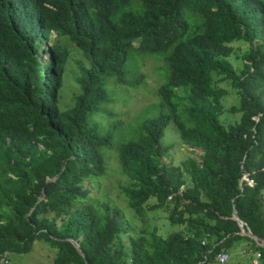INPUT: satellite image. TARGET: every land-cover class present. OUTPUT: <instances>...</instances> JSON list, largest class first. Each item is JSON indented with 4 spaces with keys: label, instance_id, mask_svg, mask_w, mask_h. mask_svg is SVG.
<instances>
[{
    "label": "trees",
    "instance_id": "1",
    "mask_svg": "<svg viewBox=\"0 0 264 264\" xmlns=\"http://www.w3.org/2000/svg\"><path fill=\"white\" fill-rule=\"evenodd\" d=\"M63 36L90 63L65 111ZM146 57L162 62L157 114L126 124L107 80L138 85ZM220 83L234 91L238 121H222ZM170 123L198 159L162 160ZM109 153L145 226L138 234L103 201ZM263 189L264 0H0V255L43 240L55 264H213L244 238L264 259L241 235L264 241ZM158 209L180 229L151 230L144 215Z\"/></svg>",
    "mask_w": 264,
    "mask_h": 264
},
{
    "label": "rangeland",
    "instance_id": "2",
    "mask_svg": "<svg viewBox=\"0 0 264 264\" xmlns=\"http://www.w3.org/2000/svg\"><path fill=\"white\" fill-rule=\"evenodd\" d=\"M52 37H54V35ZM61 43L64 44L68 50V58L62 75V86L59 92L58 107L60 110L65 111L73 107V96L79 92L76 82V79L80 75L79 69H88L90 63L83 56L79 48L69 42L65 36L61 37ZM43 44L44 41H39V47ZM134 45H136V43ZM233 46L236 48V53L230 57V60L236 67L240 63L236 55L240 56L241 53L237 49L239 43H233ZM135 64L136 62L132 60L128 67L134 69ZM161 66V60L154 59L153 57H146L144 61L137 63L138 74L143 77L142 81H138V85L131 79H128L129 85L126 86L115 85L112 80H107L106 90L114 105L113 110L119 114L124 123L133 124L139 120V118L153 117L157 114L156 106L158 105V98L155 92L158 85L163 81H160V73L163 71ZM219 85L227 90L226 97L223 101L227 111L222 115V121L227 123L238 121L240 114H234L228 111L232 105L236 104L234 91L226 84L220 83ZM154 103L157 104L153 105ZM165 138H167V144L170 146V150L168 152V157L162 158L163 161H172L174 165H178L187 157L198 159L200 150L192 149L187 145H181L178 132L173 123L167 126ZM177 143L180 145H177ZM107 167L108 169L103 183V187L106 190L103 201L109 202L122 211L123 218L128 224V233L138 234L139 229L145 228V226L138 220L133 211L125 206V199L121 193L120 186H125L127 182L118 168L114 153L108 154ZM86 184L87 183H84V185ZM96 194L94 190L91 192L92 196ZM262 196L264 198V189L262 191ZM144 217L145 223L147 222L151 230L155 228L159 236L165 237L167 234L176 232L180 229L178 226L169 223L167 214L161 209L146 212ZM249 244L250 241L248 239L242 238L237 240L228 251V264H250V260L254 255L249 253L251 249ZM243 250L246 253H242ZM7 253L9 264H55L54 257L56 250L43 240H35L31 245L30 251L27 253H18L15 251H8Z\"/></svg>",
    "mask_w": 264,
    "mask_h": 264
},
{
    "label": "built area",
    "instance_id": "3",
    "mask_svg": "<svg viewBox=\"0 0 264 264\" xmlns=\"http://www.w3.org/2000/svg\"><path fill=\"white\" fill-rule=\"evenodd\" d=\"M228 259H229L228 254L225 251H220L215 256L213 264H226ZM254 264H264V259H262L261 255L257 252L254 254Z\"/></svg>",
    "mask_w": 264,
    "mask_h": 264
},
{
    "label": "clouds",
    "instance_id": "4",
    "mask_svg": "<svg viewBox=\"0 0 264 264\" xmlns=\"http://www.w3.org/2000/svg\"><path fill=\"white\" fill-rule=\"evenodd\" d=\"M54 35V37H52ZM56 37V34L55 33H52L51 34V36H50V38L51 39H53V38H55ZM135 44V42H133V45ZM50 45V42L49 41H47V44H46V42H44V44H43V47H45V49H46V47L47 46H49ZM44 52L45 51H41L40 53H39V59H42L43 58V54H44ZM248 182H250L251 183V181H248ZM261 246H263L262 244H261ZM3 256V257H2ZM2 257V258H1ZM227 263H228V261H227ZM226 263V264H227ZM0 264H9V260H8V253L7 252H4L3 254H1L0 255Z\"/></svg>",
    "mask_w": 264,
    "mask_h": 264
},
{
    "label": "water",
    "instance_id": "5",
    "mask_svg": "<svg viewBox=\"0 0 264 264\" xmlns=\"http://www.w3.org/2000/svg\"><path fill=\"white\" fill-rule=\"evenodd\" d=\"M241 235H246L247 237L252 238V239H254V240L260 242V243L264 246V241L261 240V239H259L258 237H256L255 235H253V234L250 233V232H247V233H241ZM71 243L73 244V246H74V248L76 249V251L81 255V251H80V249H79L78 244L75 243V242H72V241H71Z\"/></svg>",
    "mask_w": 264,
    "mask_h": 264
},
{
    "label": "bare ground",
    "instance_id": "6",
    "mask_svg": "<svg viewBox=\"0 0 264 264\" xmlns=\"http://www.w3.org/2000/svg\"><path fill=\"white\" fill-rule=\"evenodd\" d=\"M252 183V182H251ZM250 182H249V184H251ZM235 220L238 222V224H239V226H240V228L242 229L243 228V223L241 222V221H239L238 219H236L235 218ZM248 232H250V231H248ZM251 233V232H250ZM249 238V237H248ZM250 239H252V238H250ZM257 245H259V246H261V243L260 242H258V241H256V240H254V239H252ZM223 251V250H222ZM227 253V252H226ZM242 253H246L244 250L242 251ZM249 253H252L251 251L249 252ZM228 254V253H227ZM253 254V253H252Z\"/></svg>",
    "mask_w": 264,
    "mask_h": 264
},
{
    "label": "crops",
    "instance_id": "7",
    "mask_svg": "<svg viewBox=\"0 0 264 264\" xmlns=\"http://www.w3.org/2000/svg\"><path fill=\"white\" fill-rule=\"evenodd\" d=\"M253 255H254V253H253ZM250 264H254V257H252V259L250 260Z\"/></svg>",
    "mask_w": 264,
    "mask_h": 264
}]
</instances>
